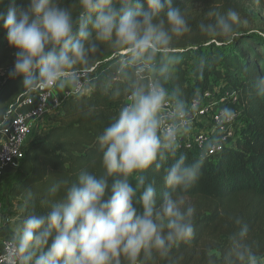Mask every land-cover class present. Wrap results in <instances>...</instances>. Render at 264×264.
Returning <instances> with one entry per match:
<instances>
[{"label": "clouds", "instance_id": "9594fccd", "mask_svg": "<svg viewBox=\"0 0 264 264\" xmlns=\"http://www.w3.org/2000/svg\"><path fill=\"white\" fill-rule=\"evenodd\" d=\"M207 16L199 28L216 37L230 38L241 23L234 9ZM0 29L15 50L10 78H21L28 92L73 95L92 87L84 70L102 45L124 49L122 63L139 76L174 37L191 31L174 0H0ZM254 87L264 93V76ZM125 91L128 99L96 138L102 171L56 176L39 201L42 211L25 190L29 210L7 241L6 264H155L193 239L196 208L186 194L206 157L177 152L190 106L177 98L169 109L170 93L159 79L134 81ZM235 116L231 108L221 112L224 121ZM235 224L233 264H257L244 243L247 225L240 218Z\"/></svg>", "mask_w": 264, "mask_h": 264}, {"label": "trees", "instance_id": "16d2710c", "mask_svg": "<svg viewBox=\"0 0 264 264\" xmlns=\"http://www.w3.org/2000/svg\"><path fill=\"white\" fill-rule=\"evenodd\" d=\"M199 2L201 10L196 7ZM174 3L185 12L190 32L174 37L170 48L156 53L139 76L134 67L122 63L127 58L124 49L102 45L84 70V78L94 85L93 91L66 98L54 113L53 125L25 149L9 188V197L23 204V210L15 213L14 225L29 210L25 190L35 194L37 208L42 211L39 201L45 198L56 176L75 179L82 170L102 171L96 138L128 99L125 90L134 81L146 85L143 76L156 70L155 78L165 84L174 102L181 98L188 103L212 85L233 88L244 110V123L219 158L205 155L202 175L186 194L196 208L193 239L174 248L169 258H158L155 264H233V237L239 230L236 218L248 228L244 243L257 259L264 260V93L254 87L264 76V30L237 26L230 38L216 37L202 32L200 23L210 19L209 11L235 9V4L228 5L229 0ZM216 3L220 9L214 8ZM8 48L6 33L0 29V124L16 106L18 97L28 92L22 88L21 78L8 76L15 59L14 54L13 58L6 54ZM195 56L200 59L188 73ZM162 67H167L166 73L160 72ZM177 152L186 153L190 159L200 155L184 147L177 148ZM158 187L163 188L162 181Z\"/></svg>", "mask_w": 264, "mask_h": 264}, {"label": "built area", "instance_id": "2783aa9c", "mask_svg": "<svg viewBox=\"0 0 264 264\" xmlns=\"http://www.w3.org/2000/svg\"><path fill=\"white\" fill-rule=\"evenodd\" d=\"M149 73L143 76L146 85L156 80L154 74ZM71 95L73 94L67 91L65 99ZM174 103L170 96L168 108ZM62 104L63 101L54 95V90L27 92L18 97L16 106H12L0 124V133L4 137L0 143V181L6 169H12L14 172L19 170L36 126L52 109L58 110ZM186 104L190 106L188 131L179 137L177 148L184 147L196 153L219 158L224 149L234 142L244 123V110L238 93L231 87L212 85L208 90L198 92ZM193 105L195 106L192 107ZM226 107L236 113L231 121L221 119V112ZM19 108H25L26 111L21 109L17 113L12 112L13 109ZM6 244L0 253V264H6Z\"/></svg>", "mask_w": 264, "mask_h": 264}, {"label": "crops", "instance_id": "0c3cea01", "mask_svg": "<svg viewBox=\"0 0 264 264\" xmlns=\"http://www.w3.org/2000/svg\"><path fill=\"white\" fill-rule=\"evenodd\" d=\"M156 70L151 71L149 74H154ZM94 85L86 92H92ZM69 91L67 89H56L54 95L64 102L65 94ZM23 108L13 109L12 112H19ZM23 111H26L24 108ZM57 110H51L48 115L36 126L33 142L41 138L43 131L47 130L53 125V116ZM4 137L0 133V143ZM16 173L12 169H6L2 180L0 181V253L4 250V244L11 238L14 229V222L17 219L15 213H20L23 210V204L20 201L12 200L9 197V188L12 181L15 179ZM264 260L260 263L262 264Z\"/></svg>", "mask_w": 264, "mask_h": 264}, {"label": "rangeland", "instance_id": "374dc122", "mask_svg": "<svg viewBox=\"0 0 264 264\" xmlns=\"http://www.w3.org/2000/svg\"><path fill=\"white\" fill-rule=\"evenodd\" d=\"M230 3L228 5L232 6L235 4V9L240 14L241 23L238 27H242L244 29H253V30H264V3H261L256 0H229ZM196 7L201 10L203 5L200 2L196 5ZM215 9H220L219 4H214ZM222 11H227L224 7ZM14 49L8 48L6 54H10L11 58H13ZM200 59L199 56H195L192 58L189 67L187 68L188 73H190L191 68L193 67L194 63ZM59 90V89H58ZM33 140L29 141L31 144ZM263 259H257V264H260Z\"/></svg>", "mask_w": 264, "mask_h": 264}, {"label": "water", "instance_id": "95a60500", "mask_svg": "<svg viewBox=\"0 0 264 264\" xmlns=\"http://www.w3.org/2000/svg\"><path fill=\"white\" fill-rule=\"evenodd\" d=\"M257 32V31H256Z\"/></svg>", "mask_w": 264, "mask_h": 264}]
</instances>
